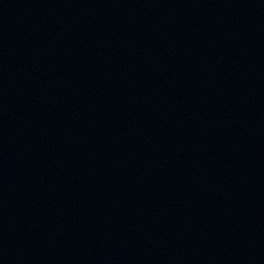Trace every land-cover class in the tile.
<instances>
[{
	"label": "water",
	"instance_id": "obj_1",
	"mask_svg": "<svg viewBox=\"0 0 264 264\" xmlns=\"http://www.w3.org/2000/svg\"><path fill=\"white\" fill-rule=\"evenodd\" d=\"M0 264H264V0H0Z\"/></svg>",
	"mask_w": 264,
	"mask_h": 264
}]
</instances>
